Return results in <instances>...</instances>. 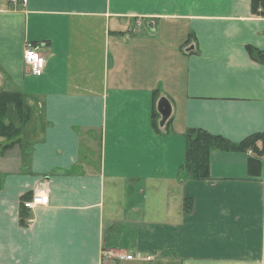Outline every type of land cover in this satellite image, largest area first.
Masks as SVG:
<instances>
[{"label":"crops","instance_id":"obj_1","mask_svg":"<svg viewBox=\"0 0 264 264\" xmlns=\"http://www.w3.org/2000/svg\"><path fill=\"white\" fill-rule=\"evenodd\" d=\"M249 44L264 49L252 0H0V93L35 106L20 139L0 135V264H264V62ZM192 128L261 136L213 148L196 178ZM37 188L48 204L25 207Z\"/></svg>","mask_w":264,"mask_h":264},{"label":"trees","instance_id":"obj_2","mask_svg":"<svg viewBox=\"0 0 264 264\" xmlns=\"http://www.w3.org/2000/svg\"><path fill=\"white\" fill-rule=\"evenodd\" d=\"M252 4L255 12L264 14V0H252ZM247 47L253 58L264 62V49L251 44ZM10 103H14L20 113L22 123L19 126L7 119V108ZM28 106L30 105L27 99L17 92L0 93V135L11 139V141L20 139L23 125L30 119L29 112L26 111H29ZM260 136L261 134H253L240 142H233L222 135L213 134L201 128H192L187 133L185 166L193 177L205 178L209 175V155L213 148L248 149L253 147L256 150L255 141Z\"/></svg>","mask_w":264,"mask_h":264},{"label":"built area","instance_id":"obj_3","mask_svg":"<svg viewBox=\"0 0 264 264\" xmlns=\"http://www.w3.org/2000/svg\"><path fill=\"white\" fill-rule=\"evenodd\" d=\"M18 1V0H12ZM23 2H27V0H23ZM24 60L29 66L30 71L35 75L43 74L45 64H46V57L45 55L32 43L28 42L25 47L24 51ZM250 151H252L250 149ZM49 192L45 188H37L35 189L33 195L30 199L24 201V206L27 208H34L38 205L48 204L49 202ZM112 255L115 257L120 258H133V254L125 253L122 251H115L112 252ZM148 259H151L152 256L148 255Z\"/></svg>","mask_w":264,"mask_h":264},{"label":"water","instance_id":"obj_4","mask_svg":"<svg viewBox=\"0 0 264 264\" xmlns=\"http://www.w3.org/2000/svg\"><path fill=\"white\" fill-rule=\"evenodd\" d=\"M159 110L162 113V121L163 124L167 117L170 114L171 106L166 98H162L159 103Z\"/></svg>","mask_w":264,"mask_h":264},{"label":"rangeland","instance_id":"obj_5","mask_svg":"<svg viewBox=\"0 0 264 264\" xmlns=\"http://www.w3.org/2000/svg\"><path fill=\"white\" fill-rule=\"evenodd\" d=\"M20 100H23V99H20ZM28 101V103H29V105L30 106H28L29 107V111L28 110H26L27 111V113L29 112V115L28 116H30V118H32V116H34V114H35V106L31 103V101L30 100H27ZM12 106H10V109H9V113H8V111H7V116H8V118L7 119H10V117L9 116H11L12 115ZM31 108V109H30ZM7 110H8V108H7ZM12 119L15 121L16 119L14 118V117H12ZM23 133H25V131H23L22 132V135H23ZM6 138V137H5ZM8 139V141H10L11 139H9V138H7Z\"/></svg>","mask_w":264,"mask_h":264}]
</instances>
